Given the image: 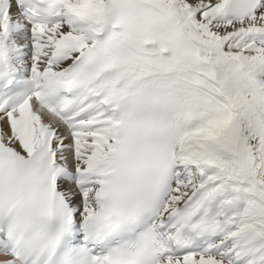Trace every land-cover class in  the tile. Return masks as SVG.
Listing matches in <instances>:
<instances>
[{
  "label": "snow or ice",
  "instance_id": "6c2138e0",
  "mask_svg": "<svg viewBox=\"0 0 264 264\" xmlns=\"http://www.w3.org/2000/svg\"><path fill=\"white\" fill-rule=\"evenodd\" d=\"M0 264H264V0H0Z\"/></svg>",
  "mask_w": 264,
  "mask_h": 264
}]
</instances>
